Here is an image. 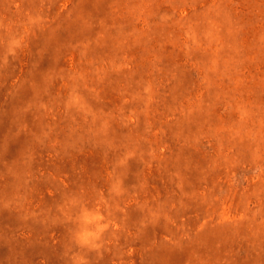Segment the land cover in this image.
I'll list each match as a JSON object with an SVG mask.
<instances>
[{"label":"rangeland","instance_id":"1","mask_svg":"<svg viewBox=\"0 0 264 264\" xmlns=\"http://www.w3.org/2000/svg\"><path fill=\"white\" fill-rule=\"evenodd\" d=\"M0 264H264V0H0Z\"/></svg>","mask_w":264,"mask_h":264}]
</instances>
